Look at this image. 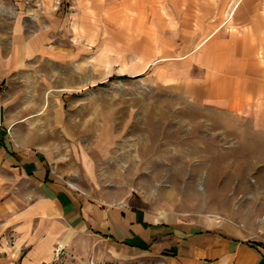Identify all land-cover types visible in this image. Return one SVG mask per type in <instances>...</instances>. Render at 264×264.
Returning a JSON list of instances; mask_svg holds the SVG:
<instances>
[{"label": "rangeland", "instance_id": "1", "mask_svg": "<svg viewBox=\"0 0 264 264\" xmlns=\"http://www.w3.org/2000/svg\"><path fill=\"white\" fill-rule=\"evenodd\" d=\"M10 1L21 9L0 8L2 33L26 17L25 38L43 45L0 92H11V114L27 115L33 136L18 140L46 153L75 198L264 254V101L252 113L221 106V93H254L236 90L249 57L244 73H221V25L234 29L243 3L256 11L264 0ZM56 252L54 264H90Z\"/></svg>", "mask_w": 264, "mask_h": 264}, {"label": "crops", "instance_id": "2", "mask_svg": "<svg viewBox=\"0 0 264 264\" xmlns=\"http://www.w3.org/2000/svg\"><path fill=\"white\" fill-rule=\"evenodd\" d=\"M244 4L228 19L234 29L221 25V73L236 75L238 66L244 73L249 57L254 69L239 75L236 90L254 93L247 99L221 93V106L252 113L264 101V60L258 59L264 57V12H258L264 7ZM2 6L21 9L17 1L1 0ZM19 18L10 36L0 29V84L10 83L43 45L38 36L25 38L26 17ZM10 93L0 92V264H54L62 249L90 264H264V254L241 238L75 198L51 172L46 153L18 140L33 132L24 124L27 115L10 113Z\"/></svg>", "mask_w": 264, "mask_h": 264}, {"label": "bare ground", "instance_id": "3", "mask_svg": "<svg viewBox=\"0 0 264 264\" xmlns=\"http://www.w3.org/2000/svg\"><path fill=\"white\" fill-rule=\"evenodd\" d=\"M193 192H194V188L191 187V188L188 190V195H191Z\"/></svg>", "mask_w": 264, "mask_h": 264}, {"label": "trees", "instance_id": "4", "mask_svg": "<svg viewBox=\"0 0 264 264\" xmlns=\"http://www.w3.org/2000/svg\"><path fill=\"white\" fill-rule=\"evenodd\" d=\"M118 79L125 80V79H128V77H118Z\"/></svg>", "mask_w": 264, "mask_h": 264}]
</instances>
